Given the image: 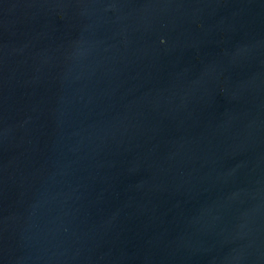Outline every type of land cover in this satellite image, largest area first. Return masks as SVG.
<instances>
[{
	"label": "water",
	"instance_id": "95a60500",
	"mask_svg": "<svg viewBox=\"0 0 264 264\" xmlns=\"http://www.w3.org/2000/svg\"><path fill=\"white\" fill-rule=\"evenodd\" d=\"M0 264H264V0H0Z\"/></svg>",
	"mask_w": 264,
	"mask_h": 264
}]
</instances>
